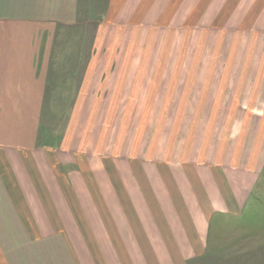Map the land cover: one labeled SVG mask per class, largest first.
I'll list each match as a JSON object with an SVG mask.
<instances>
[{
    "label": "crops",
    "instance_id": "crops-1",
    "mask_svg": "<svg viewBox=\"0 0 264 264\" xmlns=\"http://www.w3.org/2000/svg\"><path fill=\"white\" fill-rule=\"evenodd\" d=\"M228 1L106 10L116 20L136 6L172 29ZM34 2L0 0V264H206L264 166V126L252 122L264 120V0L235 3L248 28L215 32L229 49L236 41L237 61L199 66L116 62L99 32L89 46L58 45L60 22L35 18ZM178 117L250 121L215 150L131 131L132 119Z\"/></svg>",
    "mask_w": 264,
    "mask_h": 264
},
{
    "label": "rangeland",
    "instance_id": "rangeland-1",
    "mask_svg": "<svg viewBox=\"0 0 264 264\" xmlns=\"http://www.w3.org/2000/svg\"><path fill=\"white\" fill-rule=\"evenodd\" d=\"M236 2L239 0H233L230 5L227 3V7L220 9L217 7V10L212 7V11L205 13V18L210 17L206 21L193 23L188 21L187 16L181 14L180 22L172 29H161L165 24L162 23V19H157L155 14H151L152 17L143 16L139 9L136 14V6L123 8L115 20V10H106L107 0H35L34 3L38 6L33 9L37 19L52 17L60 22L61 32L65 38L59 39L58 45L75 46L81 45L82 41V45L89 46L92 37L99 32L102 35L100 40L103 41L102 43L99 41V45L105 46V43L106 45L109 43L115 46L116 62L130 64L176 62L199 66L205 63L237 61L236 41H232L233 46L229 49V42L226 46L223 36L215 35L219 28L233 29L234 26L238 29L248 28L251 21L247 17L245 23L235 22L243 18L241 12H245L247 8L240 6L237 10ZM201 13L202 10L198 11L195 18L202 17ZM144 17L149 18V23L146 24ZM229 19L232 21L228 22ZM211 32L213 35H210ZM128 50L130 54L127 53ZM178 73L180 78H183L189 72L183 70ZM198 73L201 76L204 72L202 70L190 72L194 77ZM191 76L189 78H194ZM248 121L250 120L188 117L145 118L132 119L130 126L132 133L135 131L137 140H140L148 129L155 141L159 140L160 135V140L168 139L169 144L175 142L178 145L179 141L186 140L185 143L190 148L195 144L201 150L213 147L215 150L221 148V144L225 145L220 142V138L230 136L231 126L240 123L246 126ZM129 122L130 120H126L121 130L129 126ZM252 122L259 124V127L264 126V120ZM222 130L225 135L228 132L226 136L224 133L221 134ZM259 163L261 166L264 165V156L261 155ZM224 224L212 241L209 262L206 264H264V166L249 192L244 210Z\"/></svg>",
    "mask_w": 264,
    "mask_h": 264
}]
</instances>
